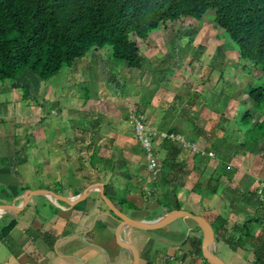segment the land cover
I'll return each instance as SVG.
<instances>
[{"label":"crops","instance_id":"0c3cea01","mask_svg":"<svg viewBox=\"0 0 264 264\" xmlns=\"http://www.w3.org/2000/svg\"><path fill=\"white\" fill-rule=\"evenodd\" d=\"M226 41L203 16L195 27L162 24L138 40L139 68L102 47L48 80L27 68L0 81V206H16L27 189L73 197L101 183L132 218L189 210L214 224L213 249L225 262L264 264V135L254 142L241 123L245 111L254 121L264 115L244 100L254 66ZM133 112L193 146L155 136L150 171ZM118 224L98 188L74 204L29 193L18 213L0 212V264H132ZM121 235L138 264H213L191 219Z\"/></svg>","mask_w":264,"mask_h":264},{"label":"trees","instance_id":"16d2710c","mask_svg":"<svg viewBox=\"0 0 264 264\" xmlns=\"http://www.w3.org/2000/svg\"><path fill=\"white\" fill-rule=\"evenodd\" d=\"M209 10L239 59L264 73V0H0V81L14 80L26 68L48 80L102 47L139 68L144 54L138 40L168 22H198ZM245 92L260 110L264 87L248 84ZM251 118L245 111L241 123L256 142L264 119Z\"/></svg>","mask_w":264,"mask_h":264},{"label":"water","instance_id":"95a60500","mask_svg":"<svg viewBox=\"0 0 264 264\" xmlns=\"http://www.w3.org/2000/svg\"><path fill=\"white\" fill-rule=\"evenodd\" d=\"M92 188L99 189L100 196L107 205V207L109 208L111 214L116 216V218L118 219L119 224L115 231L116 241L119 244V246L126 249L131 254L132 264L139 263V254L136 248L122 237L121 235L122 230L126 227H132L142 230L155 229L162 227L179 217L193 220L200 228L202 232L201 248L203 255L207 260H209L213 264H228L214 251L213 249L214 238H215L214 229L212 224L209 222V220L205 218L203 215L196 214L189 210H185L181 208H171L166 212H164L162 215L153 219H135L128 216L125 212L121 211L109 200L108 196L104 192V188L101 183H95L90 186H87L86 188H84V190L81 191V193L73 197L62 196L60 194L45 189H38V190L27 189L23 192L16 206L13 207L0 206V212L10 213V214L18 213L23 207L25 199L29 195V193H44L55 198L56 200H61L67 202L68 204H74L77 200L84 197Z\"/></svg>","mask_w":264,"mask_h":264},{"label":"built area","instance_id":"2783aa9c","mask_svg":"<svg viewBox=\"0 0 264 264\" xmlns=\"http://www.w3.org/2000/svg\"><path fill=\"white\" fill-rule=\"evenodd\" d=\"M130 123L132 124L133 133L143 148L145 158L147 161V167L150 171H154L158 166V158L155 154L153 140L155 136H158L162 139L180 141L186 145L193 146L186 142L185 137L180 132L176 131H155L149 128L144 117L139 112H133L129 117ZM209 154H212L209 152Z\"/></svg>","mask_w":264,"mask_h":264},{"label":"rangeland","instance_id":"374dc122","mask_svg":"<svg viewBox=\"0 0 264 264\" xmlns=\"http://www.w3.org/2000/svg\"><path fill=\"white\" fill-rule=\"evenodd\" d=\"M213 17H214V11L213 10H209L205 15H204V19L206 20V18L208 19H212L213 20ZM190 22H194V21H189V23L187 21L183 22L182 20L181 21H177L176 24H177V27L180 26V25H183L185 24L187 28H190V27H195V22L194 23H190ZM183 23V24H182ZM168 25H172V23L168 22L166 23ZM215 28L217 30V34L218 36L220 37H223L224 39L226 38L227 40V37H226V34L225 32L218 28L216 25H215ZM227 42V41H226ZM254 71H253V75L257 78V80L255 81V83H253V85L255 87L257 86H263L264 87V73H262L261 70H259L257 67H254ZM27 69V68H26ZM245 95H244V100L245 99H249L253 102V100L248 97L247 93L244 91ZM260 110L259 109H256L257 111H259L261 114L264 115V103H261L260 104ZM264 119V118H263Z\"/></svg>","mask_w":264,"mask_h":264}]
</instances>
